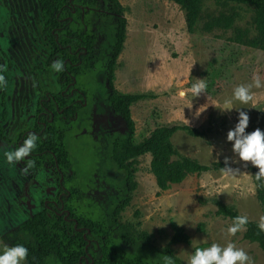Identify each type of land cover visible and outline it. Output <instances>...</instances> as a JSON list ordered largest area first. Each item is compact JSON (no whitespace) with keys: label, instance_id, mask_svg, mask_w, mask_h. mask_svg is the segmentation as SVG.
<instances>
[{"label":"rangeland","instance_id":"rangeland-1","mask_svg":"<svg viewBox=\"0 0 264 264\" xmlns=\"http://www.w3.org/2000/svg\"><path fill=\"white\" fill-rule=\"evenodd\" d=\"M118 1L124 9L126 28L111 73L112 90L119 95L153 97L130 107L135 128L131 144H138L157 127L183 125L209 133L205 140L176 133L171 142L179 156L203 166L224 167V157L236 159L231 143L226 141L227 132L238 122V111L249 115L246 133L264 131V88H253L254 98L247 105L234 102L235 109L223 113L219 108L232 97L236 86L252 84L255 75L259 74L264 83V51L228 45L231 30L207 33L203 26L210 16L234 9L238 14L234 26L252 37L255 32L250 10L225 5L222 0H202L195 31L189 34L183 11L167 0ZM84 20L93 37L94 66L77 78L76 89L87 98L76 120L56 121L55 128L72 171L64 188L77 191L66 208L76 219L96 221L123 200L121 175L110 157L114 142L127 147L129 141L125 126L107 101L108 92L97 82L100 66L109 58L111 25L94 13ZM50 55L36 0H0V65L5 67L3 74L8 80V86L0 91V126L4 137L12 141L7 145L0 140V251L4 245L13 247L2 237L39 213L46 203L55 202L60 194L53 171L41 169L31 180L30 173L24 175L19 164L9 166L2 155L17 147L20 134L34 128L38 102L47 94L62 91L57 84L59 73L51 69V64L61 59H51ZM194 79H206V93L191 101L190 94L181 100L178 91L190 87ZM150 162L149 154L127 162L132 165L136 186L128 195V205L119 213L121 224L134 235L146 233L154 248L170 250L182 264H189L197 248L213 243H234L252 257L254 264H264V253L244 240V231L228 234L231 222L217 216L212 203L220 202L260 224L263 216L250 173L251 168L259 169L250 162L230 163V167L249 175L229 178L221 169L208 171L190 175L159 192ZM200 225L203 231L198 230ZM173 227L189 237L188 244L171 242ZM41 264L57 263L45 259Z\"/></svg>","mask_w":264,"mask_h":264},{"label":"trees","instance_id":"trees-1","mask_svg":"<svg viewBox=\"0 0 264 264\" xmlns=\"http://www.w3.org/2000/svg\"><path fill=\"white\" fill-rule=\"evenodd\" d=\"M178 6L184 13L186 31L193 34L198 23L202 0H167ZM225 5L245 7L252 14V26L255 35L234 26L238 14L234 9L228 13L210 16L204 24L207 33L215 29L231 30L232 37L228 45L245 46L264 51V0H222ZM42 23V34L51 48L50 58L60 57L64 62V71L59 73L57 84L62 89L58 95L47 94L37 105L36 124L32 130L25 131L17 138V147L29 133L40 139L37 149L27 159L35 161V167L29 170L31 180L41 169L52 170L57 177L59 197L55 202L46 203L42 210L29 218L19 227L5 235L11 246L23 244L28 248L26 264H41L52 259L57 264H167L171 258L173 264H182L170 250H158L151 245L146 233L134 235L126 225L119 222V213L129 203L128 195L135 189L132 165L134 160L146 154L151 156L150 171L159 192L168 190L172 185L183 182L188 176L208 171L220 170L222 164L203 166L198 161L179 156L171 142L176 133H184L191 138L205 140L208 130H197L183 125H171L155 128L150 135L138 144H131L135 128L130 116V107L150 95H119L112 90L111 73L115 61L125 40L126 20L124 9L118 0H36ZM90 13L105 19L111 25V49L108 60L100 66L99 85L108 92L107 101L112 111L118 115L128 132V146L113 144L110 162L121 175L123 200L114 206L109 215L96 221L76 219L66 208L76 190H65L64 183L72 178L67 153L60 146L59 132L55 122H72L83 108L87 95L78 93L77 78L94 66L93 37L84 18ZM73 26L75 30H73ZM73 98V99H72ZM72 99V100H71ZM0 140L7 145L0 126ZM25 167L26 162L19 163ZM258 171L251 168L252 183ZM104 175L107 170L104 168ZM114 180L111 177H107ZM256 200L264 218V184L255 187ZM216 215L232 223L240 216L236 210L220 202H212ZM249 221V220H248ZM259 224L249 221L243 232L244 240L257 245L264 253V230ZM203 231L202 225L198 228ZM173 244H188L189 237L177 227H173Z\"/></svg>","mask_w":264,"mask_h":264},{"label":"clouds","instance_id":"clouds-1","mask_svg":"<svg viewBox=\"0 0 264 264\" xmlns=\"http://www.w3.org/2000/svg\"><path fill=\"white\" fill-rule=\"evenodd\" d=\"M51 69L54 73H62L64 71V62L56 60L51 64ZM5 70V67L0 65V91L8 86V80L3 74ZM194 80L195 83H192L190 87L178 91L177 95L181 100L186 99L190 94L191 101L193 98L206 93V79ZM253 88H264V83H262L259 74L254 76L252 84H242L235 87L232 97L224 100L220 106L219 110L221 113L235 109L234 102H239L242 105L249 104L255 95L252 92ZM248 125L249 115L247 112L238 111V122L226 135V141L231 143V151L236 159L224 157V167L221 168V171L229 178L249 175L241 173L240 168L230 167L229 164L250 162L252 167L259 169L254 175L256 183L253 184V188H255L264 184V131L256 129L251 133H246ZM39 139L36 134L29 133L19 147L3 151L2 155L5 163L15 167L21 162H26V166L21 169V172L27 175L29 170L35 167V161L32 159L26 160V158L30 157L37 149ZM243 166H246V163ZM248 222V217L245 215L235 217L227 228L228 234L235 236L238 232L246 231ZM258 227L264 230V218H262ZM28 255V248L23 244H17L13 247L4 245L3 250L0 251V264H26ZM167 264H173L171 258H167ZM189 264H254V261L244 249L237 248L234 243H228L226 246L213 243L205 248H197L191 255Z\"/></svg>","mask_w":264,"mask_h":264},{"label":"flooded vegetation","instance_id":"flooded-vegetation-1","mask_svg":"<svg viewBox=\"0 0 264 264\" xmlns=\"http://www.w3.org/2000/svg\"><path fill=\"white\" fill-rule=\"evenodd\" d=\"M61 93H62V91H61ZM78 93H82V92H79V91H78ZM86 98H87V97H86ZM51 171H52V170H51ZM56 178H57V177H56Z\"/></svg>","mask_w":264,"mask_h":264}]
</instances>
